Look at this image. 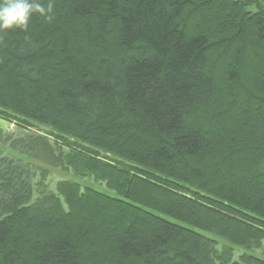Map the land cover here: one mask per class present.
Here are the masks:
<instances>
[{"label": "trees", "instance_id": "obj_1", "mask_svg": "<svg viewBox=\"0 0 264 264\" xmlns=\"http://www.w3.org/2000/svg\"><path fill=\"white\" fill-rule=\"evenodd\" d=\"M39 2L0 30V264H264V0Z\"/></svg>", "mask_w": 264, "mask_h": 264}, {"label": "clouds", "instance_id": "obj_2", "mask_svg": "<svg viewBox=\"0 0 264 264\" xmlns=\"http://www.w3.org/2000/svg\"><path fill=\"white\" fill-rule=\"evenodd\" d=\"M52 11L51 3L45 7L39 0H3L0 4V30L20 28L27 31L32 14L39 13L50 21Z\"/></svg>", "mask_w": 264, "mask_h": 264}, {"label": "rangeland", "instance_id": "obj_3", "mask_svg": "<svg viewBox=\"0 0 264 264\" xmlns=\"http://www.w3.org/2000/svg\"><path fill=\"white\" fill-rule=\"evenodd\" d=\"M1 119V118H0ZM3 126H5V127H7L8 129H15L16 128V124L15 123H12V124H9V123H5L4 122V124H3ZM21 129V128H20ZM19 129V130H20ZM12 130V131H13ZM69 176V175H68ZM64 177H67L66 176V173L65 172H61L59 169H56V168H54L53 169V172H51V175L49 176V179H52V181H53V179H54V183H55V181H57V180H59V179H61V178H64ZM75 179V178H74ZM89 180V179H88ZM87 181V180H86ZM89 181H91L92 182V180H89ZM93 183V182H92ZM93 186H95V187H97V188H99V189H104L103 187H101L100 185H93Z\"/></svg>", "mask_w": 264, "mask_h": 264}]
</instances>
